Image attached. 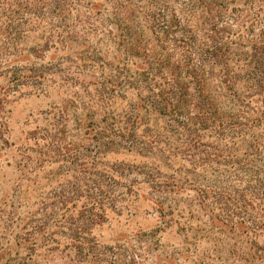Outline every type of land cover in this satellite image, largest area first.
Masks as SVG:
<instances>
[{
    "label": "trees",
    "instance_id": "trees-1",
    "mask_svg": "<svg viewBox=\"0 0 264 264\" xmlns=\"http://www.w3.org/2000/svg\"><path fill=\"white\" fill-rule=\"evenodd\" d=\"M74 1L0 0V139L6 99L24 86L58 77L75 111L57 109L30 133L20 183L45 157L76 163L37 197L35 211L20 204V191V208L0 200V245L63 239L74 258L95 257L92 228L132 188L128 165L102 162L113 150L151 161L154 168L140 172L151 188L174 195L188 185L212 219L225 213L233 227L264 233V0H99L84 11L103 20L107 41L117 37L123 62L89 44L98 27L82 20ZM73 47L74 74L60 54ZM46 56L50 63L36 62ZM69 121L79 134L74 148ZM227 164L230 184L220 178Z\"/></svg>",
    "mask_w": 264,
    "mask_h": 264
},
{
    "label": "rangeland",
    "instance_id": "rangeland-1",
    "mask_svg": "<svg viewBox=\"0 0 264 264\" xmlns=\"http://www.w3.org/2000/svg\"><path fill=\"white\" fill-rule=\"evenodd\" d=\"M98 1L75 0L72 4L79 3L82 20L92 19L90 23L98 27L89 44L99 42L100 51L107 55L108 60L113 62L117 58L123 62L126 56L118 53L113 44V41L120 44L117 37L107 41L103 31L105 27H101L105 26L103 20L85 12L88 8H95ZM37 37H29L27 44L36 42ZM76 52V48L69 55L63 50L60 52L66 59L62 66L73 74ZM36 62L46 65L51 61L46 56ZM61 81L52 77L41 87L24 86L18 92L10 93L6 99L3 108L7 130L0 139V200L5 199L7 207L11 203L18 207L20 200L16 197L20 191V204L26 203L28 211H35L37 197H45L49 187L56 186L57 181L75 167V162L62 163L61 159L51 155L34 167L27 181L20 183L19 160L26 148L31 149V142H27L30 133L38 128L44 129L45 118L57 109L63 110L68 105V112H75L69 107L70 94L62 87ZM5 91L6 83L0 80V97ZM67 128L72 130L73 136L68 137L66 143L77 147L79 134L73 133L74 123L69 121ZM102 162L109 166L128 165L127 179L132 188L127 190L129 193L116 208L107 207L103 220L92 228L90 236L97 244L94 248L96 256L74 258L70 246L63 239L58 246L54 245L56 243L40 242L33 247L15 244L2 237L5 243L0 245V264H264V233L253 234L247 224L233 227L226 222L228 217L225 213L220 216L214 213L212 219L211 207H199V198L188 185L178 184L177 190L181 186L180 191L174 195L151 188L140 175V172L154 168L151 161H145L134 153L113 150L104 154ZM177 166L179 163L174 167ZM226 166L221 168L226 171H220V178L230 184L235 179V172L233 167L229 169V164ZM168 171L160 167L163 182L171 175ZM117 172L119 176L122 174ZM182 182L183 179H180Z\"/></svg>",
    "mask_w": 264,
    "mask_h": 264
}]
</instances>
